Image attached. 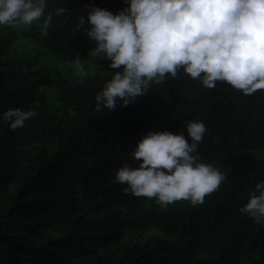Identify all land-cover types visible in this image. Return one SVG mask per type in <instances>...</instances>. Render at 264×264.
<instances>
[{
  "label": "trees",
  "instance_id": "1",
  "mask_svg": "<svg viewBox=\"0 0 264 264\" xmlns=\"http://www.w3.org/2000/svg\"><path fill=\"white\" fill-rule=\"evenodd\" d=\"M90 5L116 14L128 2L47 0L46 35L0 26V264H264V226L239 212L264 182V90L210 89L181 69L128 106L96 112L95 96L122 69L106 57L87 76L66 65L90 57L95 40L75 27L81 15L88 27ZM15 108L37 116L12 130L3 114ZM193 120L207 129L194 155L226 172L219 190L167 208L125 194L115 174L138 166L137 142L164 130L190 139Z\"/></svg>",
  "mask_w": 264,
  "mask_h": 264
},
{
  "label": "clouds",
  "instance_id": "2",
  "mask_svg": "<svg viewBox=\"0 0 264 264\" xmlns=\"http://www.w3.org/2000/svg\"><path fill=\"white\" fill-rule=\"evenodd\" d=\"M116 14L89 6L87 25L81 15L76 30L87 33L116 71L95 96L96 112L114 110L117 100L126 107L183 70L207 88L226 82L244 95L264 90V0H127ZM47 0H0V26L14 30L36 25L46 35L53 13ZM65 8L56 10L60 16ZM79 57V56H78ZM74 74L87 76L79 59ZM35 110L15 108L3 114L10 129L25 126ZM183 133L149 131L130 152L137 167L123 164L115 179L125 194L146 197L164 208L184 200L193 206L219 190L226 172L200 162L197 146L207 129L201 121H185ZM239 212L264 226V182L250 190Z\"/></svg>",
  "mask_w": 264,
  "mask_h": 264
},
{
  "label": "rangeland",
  "instance_id": "3",
  "mask_svg": "<svg viewBox=\"0 0 264 264\" xmlns=\"http://www.w3.org/2000/svg\"><path fill=\"white\" fill-rule=\"evenodd\" d=\"M95 45H96V41L94 43L93 48L95 47ZM102 57L104 58L106 56L104 54H101V55L97 56V55L94 54V52L91 51L90 52V57L88 59L84 60V61H80V63L83 65V67H84L85 70L86 69L93 70L94 69V66H95V61L94 60L95 59L102 58ZM73 64H74V62L69 63V64H66V65L73 66Z\"/></svg>",
  "mask_w": 264,
  "mask_h": 264
}]
</instances>
